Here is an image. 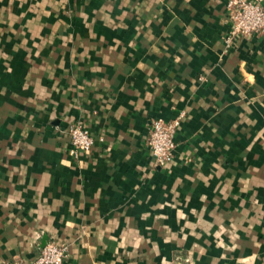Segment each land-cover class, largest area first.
Segmentation results:
<instances>
[{"label": "crops", "instance_id": "0c3cea01", "mask_svg": "<svg viewBox=\"0 0 264 264\" xmlns=\"http://www.w3.org/2000/svg\"><path fill=\"white\" fill-rule=\"evenodd\" d=\"M229 31L227 0H0V264H264V34Z\"/></svg>", "mask_w": 264, "mask_h": 264}, {"label": "built area", "instance_id": "2783aa9c", "mask_svg": "<svg viewBox=\"0 0 264 264\" xmlns=\"http://www.w3.org/2000/svg\"><path fill=\"white\" fill-rule=\"evenodd\" d=\"M232 35L237 38H248L264 32V0H227ZM180 118L171 121L157 119L150 125L147 140L148 148L159 166H164L173 158L176 147L175 134L180 125ZM66 132L70 138L71 153H89L95 139L90 131L80 122L70 124ZM66 248L58 243L50 242L40 250L35 264H63ZM7 264H26L20 260H12Z\"/></svg>", "mask_w": 264, "mask_h": 264}, {"label": "rangeland", "instance_id": "374dc122", "mask_svg": "<svg viewBox=\"0 0 264 264\" xmlns=\"http://www.w3.org/2000/svg\"><path fill=\"white\" fill-rule=\"evenodd\" d=\"M228 17H229V14H228ZM228 23L230 24V31H229V34H228V36L226 37V44H227V48H230L231 46H232V44H233V42L234 41H236V40H238V39H241V38H237V37H235V36H233L232 35V25H231V22H230V20H229V18H228ZM262 34H264V32H260V33H258V35H262ZM59 244V243H58ZM67 252V251H66ZM10 261H12V260H10ZM10 261H8V262H10ZM65 261V260H64ZM7 262V263H8ZM6 263V264H7Z\"/></svg>", "mask_w": 264, "mask_h": 264}]
</instances>
